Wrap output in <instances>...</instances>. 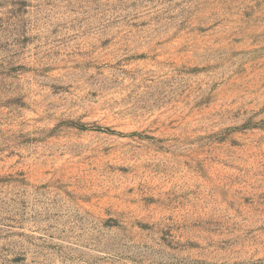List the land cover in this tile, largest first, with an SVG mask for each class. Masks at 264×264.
Listing matches in <instances>:
<instances>
[{"label": "rangeland", "instance_id": "1", "mask_svg": "<svg viewBox=\"0 0 264 264\" xmlns=\"http://www.w3.org/2000/svg\"><path fill=\"white\" fill-rule=\"evenodd\" d=\"M0 264H264V0H0Z\"/></svg>", "mask_w": 264, "mask_h": 264}]
</instances>
